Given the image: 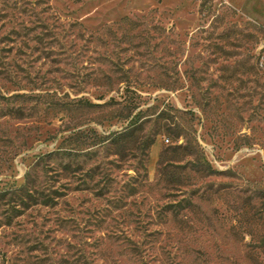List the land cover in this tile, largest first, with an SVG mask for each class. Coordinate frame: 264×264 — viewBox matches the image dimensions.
Returning <instances> with one entry per match:
<instances>
[{"label": "rangeland", "instance_id": "obj_1", "mask_svg": "<svg viewBox=\"0 0 264 264\" xmlns=\"http://www.w3.org/2000/svg\"><path fill=\"white\" fill-rule=\"evenodd\" d=\"M0 264H264V0H0Z\"/></svg>", "mask_w": 264, "mask_h": 264}, {"label": "trees", "instance_id": "obj_2", "mask_svg": "<svg viewBox=\"0 0 264 264\" xmlns=\"http://www.w3.org/2000/svg\"><path fill=\"white\" fill-rule=\"evenodd\" d=\"M121 134H119V136L117 137H120ZM155 135V134H154ZM153 143V139H150L149 142H148V145H151ZM180 147L179 146H176L174 148H172L173 150H177L179 149ZM169 150V147L168 148H165L161 151L160 155H159V159H161L163 157L164 154H166V152Z\"/></svg>", "mask_w": 264, "mask_h": 264}, {"label": "built area", "instance_id": "obj_3", "mask_svg": "<svg viewBox=\"0 0 264 264\" xmlns=\"http://www.w3.org/2000/svg\"><path fill=\"white\" fill-rule=\"evenodd\" d=\"M167 142V140H165Z\"/></svg>", "mask_w": 264, "mask_h": 264}]
</instances>
